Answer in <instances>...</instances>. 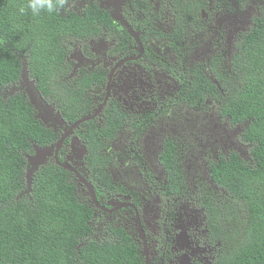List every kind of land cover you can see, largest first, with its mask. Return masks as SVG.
Listing matches in <instances>:
<instances>
[{"label": "flooded vegetation", "instance_id": "1", "mask_svg": "<svg viewBox=\"0 0 264 264\" xmlns=\"http://www.w3.org/2000/svg\"><path fill=\"white\" fill-rule=\"evenodd\" d=\"M67 7L65 17L92 9L99 20L59 37V93L30 105L57 139L51 145L61 141L59 166L93 211L88 239L113 240L119 230L134 241L139 264H225L248 216L211 171L233 156L249 164L245 123L224 105L238 42L264 0Z\"/></svg>", "mask_w": 264, "mask_h": 264}, {"label": "trees", "instance_id": "2", "mask_svg": "<svg viewBox=\"0 0 264 264\" xmlns=\"http://www.w3.org/2000/svg\"><path fill=\"white\" fill-rule=\"evenodd\" d=\"M25 3L0 0V92L5 96L20 80L24 63L36 88L49 97L59 93V37L93 25L98 12L91 9L80 18L60 12L19 16L17 9ZM237 48L240 57L224 110L234 122L245 123L249 164L233 156L213 166L211 175L245 203L248 216L225 264H264V10ZM55 141L34 119L25 94L0 95V264H139L134 244L119 230L113 240L88 239L93 211L54 163L33 172L28 186L26 156L33 154V145Z\"/></svg>", "mask_w": 264, "mask_h": 264}, {"label": "clouds", "instance_id": "3", "mask_svg": "<svg viewBox=\"0 0 264 264\" xmlns=\"http://www.w3.org/2000/svg\"><path fill=\"white\" fill-rule=\"evenodd\" d=\"M70 3H71V0H26L25 4L18 7L17 12H18L19 16L28 15L29 12L31 13V15L33 17H37L41 13H46V14L51 16L53 14H58L61 10L67 11L68 10L67 6H69ZM21 72H22V69H21ZM27 75H28L29 81L34 83V90L33 91H34L35 97L37 98L38 95H41V92L36 88V80L31 79L29 77L28 72H27ZM18 82L11 89L12 93L17 92V91H15V88L16 89L19 88ZM21 89H22V91H18V92H22L23 94L26 95V93H24V89L23 88H21ZM29 103H30V101H29ZM33 146H32V150H33ZM45 147H48V146H45ZM34 154H35V151L33 150V154L26 156L27 162H28V159L33 157ZM50 162L54 163L56 166H58L60 168L59 156H57V159H55V160L53 158H51ZM27 165L28 164H26V173L28 172L27 171ZM132 243L134 244V241ZM135 246L136 245L134 244V247Z\"/></svg>", "mask_w": 264, "mask_h": 264}, {"label": "water", "instance_id": "4", "mask_svg": "<svg viewBox=\"0 0 264 264\" xmlns=\"http://www.w3.org/2000/svg\"><path fill=\"white\" fill-rule=\"evenodd\" d=\"M252 15H247V17H245V24L247 23V21L249 20V18ZM20 88L16 89L15 91H22L21 88L24 89V93H26L27 99L28 101H30V104L34 105L35 102H37V100L39 101V96H37V98L35 97L34 94V83H32L31 81H29L28 79V75H27V69L26 66L23 65L22 63V72L20 75V81L18 82ZM60 143L61 141L57 142L54 145L48 146V147H39V146H33L35 154L33 155V157L28 159L27 162V173H26V179L28 182V186L30 183V177L33 173L34 170H37V166L42 164L45 160V158H50L53 157V159H57V153L60 147ZM53 155V156H52ZM39 160V161H36Z\"/></svg>", "mask_w": 264, "mask_h": 264}, {"label": "rangeland", "instance_id": "5", "mask_svg": "<svg viewBox=\"0 0 264 264\" xmlns=\"http://www.w3.org/2000/svg\"><path fill=\"white\" fill-rule=\"evenodd\" d=\"M233 1H235V0H233ZM248 28H250V27H248ZM23 65H25V64L23 63ZM232 71H233V77H234V70L232 69ZM13 87H14V86H12V87L9 89V91H11V89H12ZM0 95L3 97V99L5 98V96L2 95L1 92H0Z\"/></svg>", "mask_w": 264, "mask_h": 264}]
</instances>
